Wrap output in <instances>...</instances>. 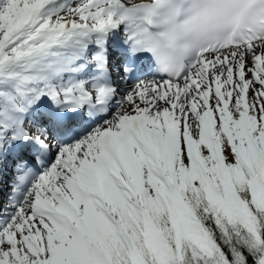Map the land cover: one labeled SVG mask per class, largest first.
Masks as SVG:
<instances>
[{
	"label": "snow or ice",
	"instance_id": "1",
	"mask_svg": "<svg viewBox=\"0 0 264 264\" xmlns=\"http://www.w3.org/2000/svg\"><path fill=\"white\" fill-rule=\"evenodd\" d=\"M155 0H0V264H264V36L153 71Z\"/></svg>",
	"mask_w": 264,
	"mask_h": 264
},
{
	"label": "clouds",
	"instance_id": "2",
	"mask_svg": "<svg viewBox=\"0 0 264 264\" xmlns=\"http://www.w3.org/2000/svg\"><path fill=\"white\" fill-rule=\"evenodd\" d=\"M264 36V0H155L131 33L153 71L172 75L202 47Z\"/></svg>",
	"mask_w": 264,
	"mask_h": 264
}]
</instances>
